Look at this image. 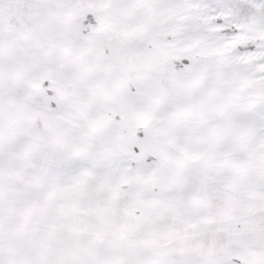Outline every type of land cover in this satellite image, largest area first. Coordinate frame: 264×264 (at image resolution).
<instances>
[{
    "label": "snow or ice",
    "instance_id": "snow-or-ice-1",
    "mask_svg": "<svg viewBox=\"0 0 264 264\" xmlns=\"http://www.w3.org/2000/svg\"><path fill=\"white\" fill-rule=\"evenodd\" d=\"M0 264H264V0H0Z\"/></svg>",
    "mask_w": 264,
    "mask_h": 264
}]
</instances>
